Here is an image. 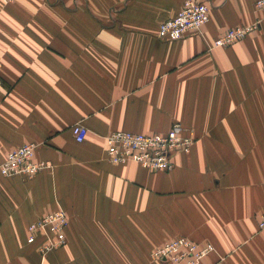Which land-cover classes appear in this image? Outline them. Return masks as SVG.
<instances>
[{
	"label": "crops",
	"instance_id": "0c3cea01",
	"mask_svg": "<svg viewBox=\"0 0 264 264\" xmlns=\"http://www.w3.org/2000/svg\"><path fill=\"white\" fill-rule=\"evenodd\" d=\"M186 1L0 0V164L25 143L50 163L33 177L0 172V264H170L152 252L179 236L214 244L200 264H264V8L200 0L203 34L159 37ZM174 122L195 142L172 170L107 159L106 135ZM59 207L66 242L43 256L29 225Z\"/></svg>",
	"mask_w": 264,
	"mask_h": 264
},
{
	"label": "built area",
	"instance_id": "2783aa9c",
	"mask_svg": "<svg viewBox=\"0 0 264 264\" xmlns=\"http://www.w3.org/2000/svg\"><path fill=\"white\" fill-rule=\"evenodd\" d=\"M14 0H3L11 3ZM255 6L264 8V0H257ZM210 21V7L200 0H187L177 15L162 21L158 35L163 39H180L189 34H203V27ZM261 20L250 24L229 28L209 48L231 45L249 33L257 30ZM4 80L0 75V88ZM77 141H83L88 128L82 124L72 127ZM191 129L181 122H174L167 132L142 133L127 130L114 131L105 136L107 159L115 164L135 162L150 170L170 171L174 168V155L179 152L188 153L195 142ZM37 143H25L10 151L0 164V172L5 176L21 175L33 177L39 171L50 167L46 161H37L35 152ZM69 217L62 207L40 216L29 225V242H34L41 234L44 242L41 254L62 246L66 242V228ZM259 228L264 230V215L259 219ZM211 242L199 243L186 236H179L166 241L152 252V256L163 263L170 264H200L202 260L214 251Z\"/></svg>",
	"mask_w": 264,
	"mask_h": 264
},
{
	"label": "rangeland",
	"instance_id": "374dc122",
	"mask_svg": "<svg viewBox=\"0 0 264 264\" xmlns=\"http://www.w3.org/2000/svg\"><path fill=\"white\" fill-rule=\"evenodd\" d=\"M263 215H264V214H263ZM259 229H260V228H259ZM164 243H165V242H164ZM164 243H163V244H164ZM163 244H162V245H163ZM160 246H161V245H160ZM158 247H159V246H158ZM158 247H157V248H158ZM157 248H155V249H157ZM155 249H154V250H155Z\"/></svg>",
	"mask_w": 264,
	"mask_h": 264
}]
</instances>
